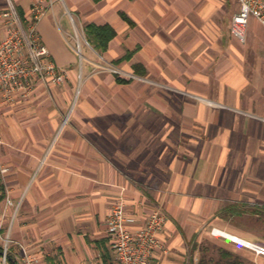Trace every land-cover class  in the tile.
Here are the masks:
<instances>
[{"label": "crops", "instance_id": "obj_1", "mask_svg": "<svg viewBox=\"0 0 264 264\" xmlns=\"http://www.w3.org/2000/svg\"><path fill=\"white\" fill-rule=\"evenodd\" d=\"M36 2L37 33L68 79L0 97V194L12 202L0 200V264H20L22 249L36 264H114L107 220L118 198L139 223L165 216L153 264H187L207 228L227 233L232 217L264 209V105L241 100L255 72L230 31L236 0H0V41ZM91 24L115 32L102 54L86 39ZM247 37L264 44L253 18ZM98 57L209 102L91 74Z\"/></svg>", "mask_w": 264, "mask_h": 264}, {"label": "built area", "instance_id": "obj_2", "mask_svg": "<svg viewBox=\"0 0 264 264\" xmlns=\"http://www.w3.org/2000/svg\"><path fill=\"white\" fill-rule=\"evenodd\" d=\"M238 11L231 18V34L241 43L246 42L248 21L255 19L264 27V0H236ZM14 27L0 41V97L12 102L26 97L37 85H61L65 75L50 60L47 47L37 33V24L44 16L42 5L37 2L30 9L26 25L13 13ZM6 206H12L10 199ZM129 214L122 198L112 205L107 220V234L114 264H153L155 251L161 248L159 234L165 225V216L158 210L150 213L143 223ZM3 258L6 259L8 238H4ZM264 255V249L258 248ZM20 264H36L24 250L18 257Z\"/></svg>", "mask_w": 264, "mask_h": 264}, {"label": "rangeland", "instance_id": "obj_3", "mask_svg": "<svg viewBox=\"0 0 264 264\" xmlns=\"http://www.w3.org/2000/svg\"><path fill=\"white\" fill-rule=\"evenodd\" d=\"M37 3V2H36ZM43 6V5H42ZM44 11V8H43ZM45 13V12H44ZM264 42V41H263ZM245 47L241 48L242 53L238 54V57H245L251 63V70L252 75L255 72V79L252 82H249V85L245 88L244 95L241 96V100L244 99V96L247 98H251L252 104L264 105V44L259 42V38L257 39H248L244 44ZM82 60L75 66L74 74H75V82L74 87H72L75 96L78 97L80 86L83 84L82 78ZM92 70H90L91 74H112L117 75L123 79L130 80L136 83H143L154 85L156 89L166 90L173 93H181L182 95L186 96L188 99L198 100L200 102H209L207 99L198 98L193 96V93L186 92L177 88L173 83L172 84H160V83H153L148 81L145 78L138 77L128 70H122L121 68L111 65L109 63H105L101 58H97V63L92 65ZM65 75V79H68V72L62 69H59ZM210 88L214 89L216 84H208ZM52 86V85H51ZM51 86H45L44 89H50ZM54 87V86H53ZM59 87V86H56ZM61 87V86H60ZM263 102V103H262ZM69 115L63 119L65 122L68 121ZM7 199V196L4 197ZM255 206L259 205H252L251 211L245 213V215H239L232 217L229 219L228 223L225 224V231L228 234H233L242 240L252 244L254 248L245 247V245H241L238 243H234L232 240L220 236L218 232H223L220 230H215L212 228H207L200 238L199 245H205L210 248L209 255L213 254V247L215 248H225L233 253L242 257L247 264H264V255L258 253V248L264 249V209L257 208ZM197 244H189L188 246V258L187 264H191V260H194V263L197 262L199 258V253L196 251L194 252L193 246Z\"/></svg>", "mask_w": 264, "mask_h": 264}, {"label": "trees", "instance_id": "obj_4", "mask_svg": "<svg viewBox=\"0 0 264 264\" xmlns=\"http://www.w3.org/2000/svg\"><path fill=\"white\" fill-rule=\"evenodd\" d=\"M125 20L126 17L123 16ZM85 36L88 43L100 54L107 50L108 43L115 37V32L108 26H85ZM130 56V55H129ZM4 195L0 194V200ZM213 254L209 255L210 248L205 245L193 246V251L199 253V258L196 263L191 260V264H247L239 255L225 248L213 247ZM3 252V247L0 245V253Z\"/></svg>", "mask_w": 264, "mask_h": 264}, {"label": "bare ground", "instance_id": "obj_5", "mask_svg": "<svg viewBox=\"0 0 264 264\" xmlns=\"http://www.w3.org/2000/svg\"><path fill=\"white\" fill-rule=\"evenodd\" d=\"M220 236H224L230 240H232L234 243H238V244H243L245 245V247H250V248H254V246L244 240H242L241 238L237 237V236H234V235H230L228 233H225V232H218Z\"/></svg>", "mask_w": 264, "mask_h": 264}, {"label": "water", "instance_id": "obj_6", "mask_svg": "<svg viewBox=\"0 0 264 264\" xmlns=\"http://www.w3.org/2000/svg\"><path fill=\"white\" fill-rule=\"evenodd\" d=\"M0 255H3V252H2V253H0Z\"/></svg>", "mask_w": 264, "mask_h": 264}]
</instances>
